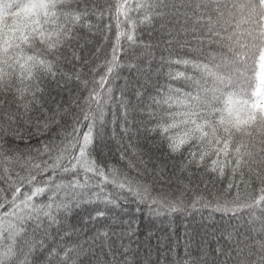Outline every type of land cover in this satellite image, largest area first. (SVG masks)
Here are the masks:
<instances>
[{
	"label": "snow or ice",
	"instance_id": "snow-or-ice-1",
	"mask_svg": "<svg viewBox=\"0 0 264 264\" xmlns=\"http://www.w3.org/2000/svg\"><path fill=\"white\" fill-rule=\"evenodd\" d=\"M157 24L161 35L154 44ZM140 26L151 30L148 42L137 34ZM78 28L95 29L104 44L115 29L103 65L89 69L91 80L82 79L83 67H75L82 60L72 47L81 39ZM189 35L198 46L173 59L172 45L185 48L190 42L180 37ZM159 42L169 55H161L159 66L153 68L152 49ZM137 48L143 51L138 54ZM69 50L70 57L65 55ZM102 51L97 47L95 55ZM62 61L73 65L70 73L60 67ZM181 66L195 74L178 70ZM100 67L105 71L97 76ZM125 67L135 70V84L119 75ZM253 75L257 83L250 101L243 97L249 95ZM161 76L166 83H160ZM47 77L58 88L61 81L66 87L75 80L87 95L81 100L79 92L72 97L69 91L68 108L61 111L57 105L43 122H33L30 113L40 104L37 97L45 94ZM119 79L124 84L117 88ZM40 107L44 111L43 104ZM109 108L113 136L118 123L123 136L129 137L136 125L152 124L146 131L158 133L170 153L183 154L188 147V165H205L220 176L226 169L239 175V183L228 185L229 190L236 188L235 195L215 196L211 202L198 196L190 203L184 193L174 199L152 197L148 184L98 162L93 152L103 138ZM136 113L148 120L130 121ZM33 139L36 146L30 143ZM21 143L27 147L20 148ZM68 176L71 179H65ZM86 195L88 203L101 201L113 208L131 196L147 203L149 213L156 215L198 206L232 217L246 212L247 233L242 239L234 240L228 232L226 243H218L211 259L207 250L191 258L186 247L189 258L177 256L175 264H264V0H116L114 6H101L98 0H0V264H136L129 258L130 246L116 248L108 240L109 231L80 241V231L65 223ZM104 216V211H97L93 219ZM121 223L120 238L127 235L131 242L136 235L132 222ZM100 236L105 239L97 243Z\"/></svg>",
	"mask_w": 264,
	"mask_h": 264
},
{
	"label": "trees",
	"instance_id": "trees-1",
	"mask_svg": "<svg viewBox=\"0 0 264 264\" xmlns=\"http://www.w3.org/2000/svg\"><path fill=\"white\" fill-rule=\"evenodd\" d=\"M21 2L27 3L28 0H21ZM115 2L116 0H98L101 6L105 4L114 6ZM137 15L135 12L132 13L133 18H136ZM7 22L11 23L10 20ZM105 23H107V20H105ZM45 28H47V25H45ZM149 31L151 30H144L143 26H140L137 34L142 36L145 42H148ZM77 32L81 39L78 42L73 41L72 47L79 52L82 60L79 63H75V67H83V72L86 75L82 79L91 80L93 77L89 69L95 68L97 65H103L106 54L110 51L111 42L115 38V29L109 33L110 39L107 44L103 43L102 35L95 33V29L90 32L86 28H78ZM160 35L159 24H157V31L152 33V43H157ZM163 39L167 40L169 37L164 36ZM180 39L181 41L186 39L190 43L183 49L178 44H173V59L179 56H187L189 50L198 46L191 35L187 37L181 36ZM122 42L126 43L125 41ZM81 45L83 47H80ZM37 47H40V45H37ZM97 47L103 48L99 56L95 55ZM165 47L166 45L163 42H159V47L152 49L156 58V63L152 65L153 68L159 66L158 62L161 55L168 57L169 53L163 50ZM204 47L207 48V44ZM142 51L143 49H136L138 54ZM25 53L31 54L27 48H25ZM65 55L70 57L71 51H65ZM84 60H88L89 63L84 65ZM121 60H124L123 56H121ZM60 67L63 71L69 73L73 70V65L64 61L61 62ZM178 70L195 74L190 67L185 69L181 66ZM104 71L103 67L98 68L97 76L102 75ZM166 72L167 68H165ZM119 75L131 78L133 84H135L137 75L135 70L130 71L125 67L119 70ZM45 82L47 83L45 94L37 97L40 100V104H43L44 111L41 110L40 104H37L30 113L33 122L37 118L43 122L44 117L51 115V110H54L57 105H60L61 111L68 108L70 105L69 91H71L72 97H76L79 92L81 100L87 95L86 91L78 89L75 80L70 81L66 87L64 86V82L61 81V87L59 88L52 81L51 77H47ZM166 82L165 77L161 76L160 83L164 84ZM256 83L257 81L253 75L250 87L248 88L249 95L244 96L243 99L254 101L255 98L251 96V92L255 90ZM123 84L124 79L116 81L117 88ZM89 87H91V84ZM119 94V91L115 93L117 96ZM129 99L135 102V97L131 95V92L129 93ZM223 106L224 102L221 100L218 107L222 108ZM71 111L75 113L76 108L73 106ZM107 112L106 121L108 123L106 127L101 129L103 138L96 141V147L93 152V156L98 162L105 164V166L114 165L122 172L127 173L129 177L148 184L152 197L163 195L169 199H174L180 196L181 193H184L186 202L190 203L192 199L198 196H203L205 201L211 202L215 196H224L227 199H231L235 195L236 188L234 187L229 190L228 185L230 182L234 184L239 183V175L234 177L231 171L226 169L225 174L220 176L218 173L209 171L205 165H188L187 162L190 159L188 147L185 146L181 150L183 154L170 153L167 144L161 142L158 133L146 131V127H153L152 124H147L146 126L145 124L136 125L132 128V135L129 137L123 136L118 123L116 135L113 136L111 108ZM117 115H119L118 110ZM129 120L147 121L148 117L136 113L130 115ZM66 121L71 123V116L66 117ZM137 128H139V131H137ZM32 130L29 129V131ZM47 138L40 137V139ZM30 143L36 146L38 141L37 139H33ZM19 146L20 148L27 147L24 143H21ZM122 152L125 153V159L123 160L121 159ZM129 161L133 165L131 168L129 167ZM207 163H210V161H206ZM186 165L187 167H185ZM13 168L16 171H20L18 165H13ZM161 168L163 169L162 173L159 172ZM160 176H163L164 179H159ZM80 178L82 179V176ZM65 179H71V176L65 177ZM253 187L258 188V185L253 184ZM112 190L111 186L106 189L109 192ZM241 190H243L242 186ZM91 191L97 190L92 189ZM88 198V195H86L78 206L73 207V211L67 220H65V223L74 225L80 231V241L96 236L97 232L109 231L108 240L116 248H119L121 244L126 247L130 246L132 252L129 253V258L134 260L136 264H175L177 256L183 259L189 258L185 255L186 247L187 251L191 254V258L202 257L203 250H207L210 253L209 259H211L215 256L213 250L217 248L218 243L220 245L226 243L228 232L234 234V240L242 239L243 234L247 233L248 215L246 212L232 217V214L224 215L215 212L211 206H198L196 209L189 208L185 212H162L160 215H156L149 213V205L147 203L142 204L131 196H129L127 202L121 201L122 206L119 208H113L112 205H105L103 202L95 200L92 203H88L86 202ZM97 211H104L105 216L93 219V217H96ZM61 218H63V214H61ZM128 221L132 222V230L136 232V235L131 238V242L127 235H124L122 239L120 238V233L124 231L121 222L126 225ZM237 232L241 235L237 236ZM252 235H255V233H252ZM52 237L59 242V237L56 235L55 230L52 232ZM104 239L103 236L98 237L97 243H100ZM50 242L51 238L45 241V243Z\"/></svg>",
	"mask_w": 264,
	"mask_h": 264
}]
</instances>
